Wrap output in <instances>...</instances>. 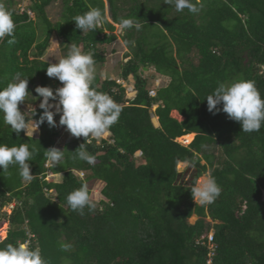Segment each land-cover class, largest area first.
Masks as SVG:
<instances>
[{
	"label": "trees",
	"instance_id": "obj_1",
	"mask_svg": "<svg viewBox=\"0 0 264 264\" xmlns=\"http://www.w3.org/2000/svg\"><path fill=\"white\" fill-rule=\"evenodd\" d=\"M61 1L62 18L53 23L47 9L57 0H28L36 20L21 13L17 0H0L16 23L14 42L0 41V89L21 73L32 93L22 104L41 103L37 86L53 88L46 74L51 63L39 56L53 33L64 55L76 44L93 53L96 68L107 61L102 47L117 39L108 20L86 33L73 21L90 8L104 12L103 0ZM107 1L115 24L127 18L141 25L124 29L131 56L118 76L124 82L133 78L137 95L128 99L118 78L97 71L93 87L119 104V120L106 139L72 137L63 159L49 168L45 150L56 146V127L42 124L45 136L39 139L25 131L17 136L0 114V144L37 149L29 161L31 181L22 180L17 166L0 167V220L9 223L0 248L24 243L30 234L31 248H39L47 264H207L209 243L202 237L212 230L213 264H264V125L243 132L222 105L214 114L206 100L218 82L237 79L254 82L264 97V0H193L197 13L177 12L165 0ZM38 25L45 34L40 43ZM160 76L169 78L167 85L156 79ZM191 134L195 138L188 146L178 142ZM81 144L96 157L94 165L73 159ZM180 163L194 169L188 182L178 171ZM207 172L221 193L200 205L191 189ZM48 173L62 179L48 181ZM98 182L104 184L105 200L94 211H73L68 194L82 184L91 194ZM12 204L11 214L1 215ZM193 216L198 219L191 224Z\"/></svg>",
	"mask_w": 264,
	"mask_h": 264
},
{
	"label": "clouds",
	"instance_id": "obj_2",
	"mask_svg": "<svg viewBox=\"0 0 264 264\" xmlns=\"http://www.w3.org/2000/svg\"><path fill=\"white\" fill-rule=\"evenodd\" d=\"M165 3L174 5L177 12H183L185 9L191 13L199 11L193 0H165ZM19 7L20 10L28 8L20 5ZM28 16L34 19L33 12ZM105 20L106 12L98 8H90L87 12L73 17L76 28L83 33L96 30ZM120 25L123 29L141 28L139 23L127 18H121ZM15 30L16 23L12 14L0 4V41L9 37L8 43H13L11 38L14 37ZM46 74L50 78L58 79L62 86L55 90L50 86L35 88V92L42 98L39 108L43 112L38 121L32 118L36 115V109L31 105L28 111L22 112L20 108L31 93L28 88V78H22L21 73H16L13 82L0 89V114L3 115L4 123L17 136L21 131H25L28 136L30 127L34 126L38 129L45 121L50 127H55L57 114L60 115L59 125L66 126L74 137H84L86 140L90 137L100 139L106 136L109 129L118 122L121 113L119 104L108 94L93 87L97 68L91 51L84 52L80 46L71 44L65 56L49 64ZM206 100L208 110L214 114L221 110L218 106L222 105V111L230 119L238 122L243 132L259 131L264 125V97L252 81L237 79L231 83L218 82V86L206 97ZM30 112L33 114L31 118L28 115ZM36 152L35 145L30 148L28 144L11 147L0 144V167L6 171L9 165L17 166L22 180L31 181L33 175L29 161ZM73 153V159H79L89 165H94L96 162V157L85 150L84 144ZM63 156L64 150L56 147L45 150V157L49 162L58 163ZM220 193L221 189L213 177L204 179L191 189L193 200L201 205L213 203ZM66 199L70 208L81 214L85 207L89 211H94L96 208L87 184H82L80 188L73 190ZM12 205L14 208L15 205ZM24 243H9L0 248V264H47L39 248H30ZM64 247L67 249L70 246Z\"/></svg>",
	"mask_w": 264,
	"mask_h": 264
},
{
	"label": "rangeland",
	"instance_id": "obj_3",
	"mask_svg": "<svg viewBox=\"0 0 264 264\" xmlns=\"http://www.w3.org/2000/svg\"><path fill=\"white\" fill-rule=\"evenodd\" d=\"M2 1H5V0H2ZM17 2L19 3L20 6H23V7H26V6H29V2L28 0H17ZM18 5V7H19ZM58 7H53L52 11L50 12V16L52 18V21H58L59 20V15H58ZM28 9V8H27ZM43 32H44V29L42 31L41 34H39V38L43 35ZM120 31L117 30L116 31V34L118 36H120ZM55 38L58 39V37H55V36H52V38H50V50H49V55L48 57H46V61L48 62H56V60L62 58L63 56H65L63 54V52L61 53V55H59V52H58V41L55 40ZM40 40H43V38H41ZM103 50L105 51L106 53V56L107 58L109 59V67L106 65V67L104 66H100L97 68V71L100 72V74H102L103 77L105 76H112V78H118V83L122 84L125 88H126V95H127V98L132 100L136 97L137 95V92L135 90V81L133 78H131L129 81L127 82H124L121 80V78H119V72H120V65L122 62L125 63V60L124 58L126 57V54L128 53L129 49L128 48H123L121 43L120 42H117V43H112V44H109V45H105L102 47ZM67 54V51L64 52ZM53 58V59H52ZM123 58V59H122ZM109 73V74H108ZM156 79H159L158 81H160V83L164 82V85H167L169 80H164L163 81V78L161 77H157ZM162 79V80H161ZM162 81V82H161ZM50 83L53 85V88L54 90L61 85V83L59 81H56V80H52L50 78ZM27 106V107H26ZM25 107L23 106V111H28L29 109V106L26 105ZM33 108L36 109V114H38V116H40L43 112L42 109L39 108V105H36V106H32ZM157 107H153L152 111L155 112ZM22 111V112H23ZM29 116L30 115H33L31 112L28 114ZM172 117L173 118H176L178 120H183V118L177 113V112H172ZM55 120L57 122L56 124V129L59 131V137L57 139V142H56V148L62 150L63 147L65 146L66 142L68 140H70L72 138V134L66 129V126H61L59 125V120H60V115L57 114L55 116ZM157 121L158 118L153 116V121ZM45 124H47V122L45 121ZM28 136H31V137H34L36 139H39L43 136H45V127L40 125L39 128L37 129L36 127L32 126L29 128V132H28ZM109 134L107 133L106 136L102 137L103 139H106L108 138ZM74 137V136H73ZM195 138V134H191V136L188 138V139H178V142L185 145V146H188ZM203 164H205V161L202 162ZM51 164V162L49 163V165ZM185 170H183L181 172V174H184L185 173V176H184V182H188L192 179V176L194 174V169L191 168L188 170V164L185 163ZM210 177V174L209 172H207L204 176H202L197 184L201 181H203L204 179ZM62 179V174H50L49 177H48V181H54V182H58ZM104 187V184L98 182L96 183L94 186H92V189H91V198L92 200L95 202V204L99 203L100 201L102 200H105V198L102 196L101 194V191ZM263 196H264V192H263ZM198 203V202H197ZM200 204V203H198ZM201 205V204H200ZM12 208H13V205L11 206H8L6 208H4L2 211H1V215H9L11 214L12 212ZM198 217L197 216H193L189 222L191 224H194L196 221H197ZM207 221L208 223L212 224V220L210 218H207ZM1 224H3V228H1ZM3 230V235H2V238L0 239L3 240L6 238L7 236V233H8V229H9V223L7 221H5L4 219L0 220V230ZM212 231V230H211Z\"/></svg>",
	"mask_w": 264,
	"mask_h": 264
},
{
	"label": "crops",
	"instance_id": "obj_4",
	"mask_svg": "<svg viewBox=\"0 0 264 264\" xmlns=\"http://www.w3.org/2000/svg\"><path fill=\"white\" fill-rule=\"evenodd\" d=\"M103 2H104V12H106V20H108L110 23H112L113 25H114V27H115V31H114V34L117 36V39L113 42V43H117V42H120L121 43V45H122V47L123 48H128L127 47V45L125 44V42H124V40H123V36H124V34H125V30L121 27V25H118V24H115L114 22H113V20L111 19V16H110V8H109V3H108V1L107 0H103ZM53 7H58L57 9H58V15H59V20H61V18H62V12H63V4H62V1L61 0H57V2H55L54 4H52L48 9H47V13H48V18L50 19V21H52V18H51V16H50V12L52 11V9H53ZM34 20H36L35 18H34ZM58 20V21H59ZM53 23H55V21H52ZM57 22V21H56ZM104 24V23H103ZM43 29H44V27L42 26V25H38V38H39V34H41L42 33V31H43ZM117 30H119L120 32V36H118L117 34H116V31ZM107 33L109 34V32L107 31ZM44 32H43V35L39 38V43H40V41H42V40H40L41 38H43L44 39ZM52 36H55V37H57L56 36V34L55 33H53L52 34ZM52 36H51V38H52ZM55 40L56 41H58L59 42V39H57V38H55ZM50 47H51V45L49 44L48 45V47L47 48H45L43 51H41V52H39V56H40V59L41 60H43V61H46V57H48V56H50L49 55V50H50ZM58 52H59V55H61V50H60V47H59V43H58ZM81 49H82V47H81ZM129 49V48H128ZM35 50H33L32 51V53L30 54V58H31V60L32 59H34L35 58ZM131 56V53H130V51H128V53L126 54V57L124 58V60H125V62L129 59V57ZM53 59V58H52ZM123 59V58H122ZM46 62H48V61H46ZM109 59L107 58V61L105 62V67H106V65L108 66L109 65ZM48 63H52V62H48ZM55 63V62H54ZM122 63H124V62H122ZM121 63V64H122ZM104 66H103V68H104ZM109 67V66H108ZM109 74V73H108ZM161 78H163V81L164 80H169V78H167V77H164V76H160ZM159 80V79H158ZM162 80V79H161ZM22 106H26V104H22ZM29 106V105H28ZM31 106H36V105H31ZM27 107V106H26ZM29 110V109H28ZM38 114H36V116H37ZM35 121H37V120H35ZM157 123H158V125H156V126H159V121L157 120ZM45 124V123H44ZM26 133V132H25ZM108 134H109V132H108ZM34 138V137H33ZM2 241V240H1ZM0 241V242H1Z\"/></svg>",
	"mask_w": 264,
	"mask_h": 264
},
{
	"label": "built area",
	"instance_id": "obj_5",
	"mask_svg": "<svg viewBox=\"0 0 264 264\" xmlns=\"http://www.w3.org/2000/svg\"><path fill=\"white\" fill-rule=\"evenodd\" d=\"M21 13H24V12H26L28 15H32V12L30 11V10H27V9H25V8H21ZM72 137H73V135H72ZM47 168H49L50 167V165H49V163L47 164V166H46ZM51 173H48V176H47V179H48V177H49V175H50ZM33 238V236L32 235H30V239L29 240H27L24 244L26 245V246H28V247H30L31 248V239ZM205 238H207V240H208V243H209V249H210V252H209V260L207 261V264H213V258L216 256V247H215V245H214V233L211 231V232H209L208 234H207V236H203L202 237V239H205Z\"/></svg>",
	"mask_w": 264,
	"mask_h": 264
},
{
	"label": "water",
	"instance_id": "obj_6",
	"mask_svg": "<svg viewBox=\"0 0 264 264\" xmlns=\"http://www.w3.org/2000/svg\"><path fill=\"white\" fill-rule=\"evenodd\" d=\"M182 164H184L183 166H181L180 164H179V166H178V171H179V173L181 174V172L183 171V170H185V163H182ZM192 168V166L191 165H189L188 164V170L189 169H191Z\"/></svg>",
	"mask_w": 264,
	"mask_h": 264
},
{
	"label": "bare ground",
	"instance_id": "obj_7",
	"mask_svg": "<svg viewBox=\"0 0 264 264\" xmlns=\"http://www.w3.org/2000/svg\"><path fill=\"white\" fill-rule=\"evenodd\" d=\"M191 135L187 136L185 139H188ZM181 166H183L184 164L180 163Z\"/></svg>",
	"mask_w": 264,
	"mask_h": 264
}]
</instances>
